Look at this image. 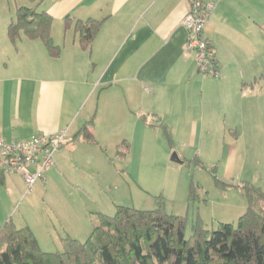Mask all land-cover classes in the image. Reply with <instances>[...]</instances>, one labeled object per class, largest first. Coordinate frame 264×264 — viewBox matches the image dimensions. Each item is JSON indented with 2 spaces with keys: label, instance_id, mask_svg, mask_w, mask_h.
<instances>
[{
  "label": "crops",
  "instance_id": "crops-1",
  "mask_svg": "<svg viewBox=\"0 0 264 264\" xmlns=\"http://www.w3.org/2000/svg\"><path fill=\"white\" fill-rule=\"evenodd\" d=\"M3 1L1 137L31 138L67 128L70 140L94 116L97 143L112 142L115 149L124 140L133 144L158 138L163 132L150 122L159 120L169 127L177 144L170 147L168 156L176 148L180 157L197 154L213 166L218 163L214 153L220 151L222 156L225 153L219 161L220 172L233 179L238 140L264 136L262 0L217 3L204 33L214 48L219 77L201 74L195 53L186 49L189 34L183 19L189 0H42L40 9L53 17V38L62 47L58 57L51 56L40 39L22 34L11 41L8 26L15 13L11 1ZM14 2L16 9L28 4ZM68 16L104 20L90 50L79 43L74 26L65 30ZM79 142L85 141L55 152L56 163L41 183L48 184L66 168L69 153ZM220 142L224 147H216ZM181 144L188 148L180 151ZM8 177L0 184L8 192L21 191L23 178L11 175L8 184ZM185 189L183 183L181 193ZM3 190L0 187V197ZM82 217L87 223L88 216Z\"/></svg>",
  "mask_w": 264,
  "mask_h": 264
},
{
  "label": "rangeland",
  "instance_id": "rangeland-1",
  "mask_svg": "<svg viewBox=\"0 0 264 264\" xmlns=\"http://www.w3.org/2000/svg\"><path fill=\"white\" fill-rule=\"evenodd\" d=\"M10 1L16 14L15 2ZM154 137L130 143L126 159L116 156L115 143L79 142L78 148L69 153L66 168L53 180H48V184L40 180L27 190L26 185L21 183V191L16 188L14 193L8 192V187L0 184L4 189L0 197V228L8 219L17 227L29 225L44 251H63L62 240L67 236L87 240L97 212L114 215L117 205L154 209L160 195L164 196L167 211L188 217L187 236L192 234V225L198 219L208 228H217L220 222L236 224L248 205L242 190L218 187L212 173L194 162L180 164L170 161L172 153L175 151L179 154V151L174 148L168 156L170 142L162 133L158 138ZM221 146L224 147L221 142L216 144V147ZM237 146L233 179L220 172L219 161H223L225 153L222 156L220 151L215 152L213 159L218 163L205 165L217 166V174L224 182L237 184L249 180L263 188L264 136L252 139L244 137L238 140ZM178 147L180 151L188 148L187 144ZM167 160L172 168L165 165ZM8 176L10 184L11 175ZM192 180L201 188L198 199L189 202ZM183 183H186L184 194L181 193ZM85 214L88 216L87 223L82 217Z\"/></svg>",
  "mask_w": 264,
  "mask_h": 264
},
{
  "label": "trees",
  "instance_id": "trees-1",
  "mask_svg": "<svg viewBox=\"0 0 264 264\" xmlns=\"http://www.w3.org/2000/svg\"><path fill=\"white\" fill-rule=\"evenodd\" d=\"M42 0H30L17 7L15 17L8 26V35L16 42L22 34L40 39L49 54L58 57L62 47L53 38L54 19L40 9ZM104 20L75 19L68 16L65 30L74 26L79 43L90 50ZM143 118L147 121V116ZM95 117L85 122L76 135L61 146L75 141L97 143L93 132ZM150 125L159 127L173 147L169 127L153 120ZM130 142L116 146V156L126 159ZM184 163H196L207 168L222 189L240 188L248 205L236 224L220 222L217 228H208L198 219L187 236L188 217L169 212L164 196H157V207L139 209L117 205L116 213L97 212L93 229L85 241L67 236L63 251H44L32 227L17 225L8 219L0 228V264H264V189L249 180L227 183L217 174V166L207 167L196 154L193 158L181 157ZM0 172V183L6 181ZM200 185L193 180L189 185L188 201L198 199Z\"/></svg>",
  "mask_w": 264,
  "mask_h": 264
},
{
  "label": "built area",
  "instance_id": "built-area-1",
  "mask_svg": "<svg viewBox=\"0 0 264 264\" xmlns=\"http://www.w3.org/2000/svg\"><path fill=\"white\" fill-rule=\"evenodd\" d=\"M220 0H189V11L183 19L188 32L186 49L194 52L198 71L204 76L219 77L221 74L215 51L205 28L211 21ZM68 140V129L53 134H38L31 138L7 140L0 136V172L20 175L30 190L45 178L55 161V152Z\"/></svg>",
  "mask_w": 264,
  "mask_h": 264
},
{
  "label": "water",
  "instance_id": "water-1",
  "mask_svg": "<svg viewBox=\"0 0 264 264\" xmlns=\"http://www.w3.org/2000/svg\"><path fill=\"white\" fill-rule=\"evenodd\" d=\"M171 160L175 161L177 163L183 164L184 160L180 157V155L177 152H173L171 155Z\"/></svg>",
  "mask_w": 264,
  "mask_h": 264
}]
</instances>
